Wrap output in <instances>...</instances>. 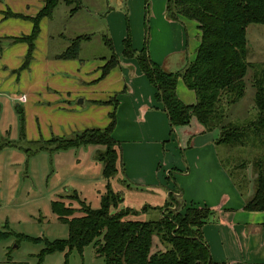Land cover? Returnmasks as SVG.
<instances>
[{"label":"rangeland","instance_id":"1","mask_svg":"<svg viewBox=\"0 0 264 264\" xmlns=\"http://www.w3.org/2000/svg\"><path fill=\"white\" fill-rule=\"evenodd\" d=\"M165 2L166 0H80L79 8L72 13L71 10L76 8V2L66 5L63 0H59L51 17L40 23V34L31 56H28L26 44L13 43L12 38L28 35L32 24L25 19L7 15L13 13L33 17L43 2L0 0V234L4 233L6 236L21 234L30 238L46 239L49 242L65 240L68 236L67 226L57 220L52 210V203L58 197L65 207L78 208L75 200L78 196L92 209L99 208L100 194L104 191V178L102 179L101 174L102 164L97 161V155L93 154L92 150L104 148L85 146L56 151L57 142L36 138L33 134L36 128L30 127L27 121L28 116L39 118L43 115L42 111H49L47 101L43 100L44 95L36 96L43 100L41 103H35L30 98L33 109L23 117V120L25 119L23 124L19 108H25L26 103H19L18 98L21 93L27 94L31 88L34 92L40 90L41 93L43 89H51V85L60 82L74 88L73 91L70 90L71 93L98 91L93 82L95 72L91 71L88 77L83 76L84 80L77 76V73L76 75L71 72L59 73V64L62 62L60 60H63L61 56L71 41L79 36L88 37V40L80 43L76 60L81 65L85 63L97 67L99 76L102 66L111 59L112 54L120 57L122 40L128 35L136 52L144 47L149 52L150 43L168 40L170 32L160 33L156 26L162 23L156 20L160 19L157 11L165 7ZM197 34L199 36V33ZM103 37L111 39L113 51L106 47ZM245 38V59L249 64L243 79L245 95L236 104L222 106L220 111L224 116L221 125L226 128L224 131L227 135L241 137L235 141L218 143L221 133L220 127H217L219 124L217 118L211 119L209 123L211 130L206 132L213 138L217 154L215 160L220 162L221 168L228 170L229 173H236L240 185L243 182L242 189H245L243 185L246 183L245 180L251 179L254 193L257 170L264 171V130L257 132L260 112L254 103L255 80L257 78L259 81L262 77L264 79V24L247 26ZM132 60L137 66L135 59ZM189 63H185L184 67ZM164 70L169 71L167 67ZM117 71L119 72V69ZM83 81L90 84H84ZM179 87L187 91L182 84ZM29 93L31 94L32 90ZM33 98L35 99L34 96ZM81 100L82 98L78 97L72 101V105L83 111L89 109V102L84 100L81 104ZM86 117L88 118H85L84 122L92 125L78 128L68 139L74 138L85 129H102L104 122L101 121L104 114L101 109ZM189 124L178 126L179 132H192L193 128ZM168 143L171 145L168 152H165L168 154L160 157L157 162L163 170L159 179L160 185L144 191L135 190L131 186L132 190L127 191L117 181L118 176L115 175L109 181L111 189L119 192L123 199L118 210L130 209L133 212L125 219L155 221L166 213L167 208L171 212L176 211L178 199L173 195V181L175 176L184 172L175 170H187V166L181 157L175 132L173 139L166 142ZM149 147L153 148L154 152V147ZM211 166L213 168V165ZM166 170L169 171V175H166L168 172L165 173ZM154 181L153 183H156ZM163 191L170 192L172 202L166 197L160 199ZM164 203L168 204L160 213L159 209ZM145 205H149L151 209L143 213ZM9 237L0 242V264H37V255L43 248V243L18 242L14 236ZM165 249L166 245L162 244L158 237H153L151 253L162 252ZM64 262L65 253L62 252L45 256L42 264ZM67 264H104V261L96 256L92 246H88L81 255L76 251L71 252L67 257Z\"/></svg>","mask_w":264,"mask_h":264},{"label":"trees","instance_id":"2","mask_svg":"<svg viewBox=\"0 0 264 264\" xmlns=\"http://www.w3.org/2000/svg\"><path fill=\"white\" fill-rule=\"evenodd\" d=\"M76 2L75 12L80 0H63L66 5ZM59 0H44L42 8L33 16L9 13L7 16L19 17L32 24L26 36L12 38L13 43L26 44L31 56L35 41L40 32V23L50 18ZM6 16V17H7ZM165 16L168 20L193 22L199 31L195 58L182 70L168 73L155 64L146 47L136 52L128 35L122 41L121 56L126 60L135 59L139 71L155 89L154 99L163 105L167 115L170 132L178 126L188 125L193 118L205 129L211 130V119L217 118L220 127L218 143L235 141L239 136L227 135L221 124L224 116L222 106L236 104L245 95L244 77L249 64L246 62V28L251 24H264V0H166ZM87 36L73 39L62 55L63 59H74L80 43ZM106 47L113 51L111 39L103 37ZM119 64L112 54L102 67L101 78ZM195 95V104L186 105L177 97L179 82ZM255 107L260 112L257 132L264 130V79L255 80ZM107 104L116 108V100ZM23 124L22 112L19 111ZM218 114V116H217ZM116 126L115 111L109 114V124L104 129H88L71 139H58L56 151H65L85 146H103L97 153V161L102 164V177L107 181L105 193L100 197L99 208L94 210L75 198L78 208L65 207L58 197L52 203L57 220L65 224L68 236L65 240L49 242L46 239L30 238L21 234L7 236L0 234V242L14 236L17 241L43 243L37 255V264H42L45 256L54 253L68 255L76 251L82 254L85 247L92 246L96 256L104 264H208L210 256L201 237V228L207 223L212 211L207 207L181 206L166 213L155 221H131L125 219L133 212L130 209L118 210L122 198L111 189L108 183L119 169V143L112 133ZM228 130V129H227ZM217 143V144H218ZM254 193L244 204L248 212L264 211V171L257 170ZM172 195H169V201ZM168 204V203H167ZM177 205V203H176ZM179 210V211H177ZM79 213V215H75ZM158 237L166 249L151 253L153 237Z\"/></svg>","mask_w":264,"mask_h":264},{"label":"crops","instance_id":"3","mask_svg":"<svg viewBox=\"0 0 264 264\" xmlns=\"http://www.w3.org/2000/svg\"><path fill=\"white\" fill-rule=\"evenodd\" d=\"M146 8L148 10L147 4ZM157 14L160 16V19H156L157 22H162L156 24L158 31L160 33L167 31L168 34L170 32V36L168 40L162 38L161 42L150 43L149 56L161 69L164 70L167 67L169 71L164 70L165 72L174 73L181 70L185 63L194 59L198 46V34L196 35V33L199 31L193 22L168 20L165 16V7L157 11ZM77 58L78 55L74 59L62 58L63 60H60L62 62L59 64V73L71 72L75 75L77 73V76L84 80L83 76L88 77L87 75L91 71L95 72L96 77L93 82L98 87V91L91 93L90 91H74L75 93H71L70 90L73 91L74 88L67 86L65 82H60L51 85V89H43L41 93L40 90L34 92L32 88L29 89V91L32 90L31 94H28L29 91L27 94L21 93V96L26 97L25 102L19 101L18 98L19 103H26L25 108H19L23 117L33 109L31 101L41 103L45 100L48 103L49 111L43 112L41 110L43 108L39 109L43 113L39 118L28 116L29 126L36 128L33 132L35 137L50 142L53 139H68L78 128L82 129L86 125H92L89 122H84V119L88 118L86 117L88 114L97 112L98 109H101L104 114L103 121H101L104 122L102 125V129H104L109 124V114L114 110L116 126L112 137L119 143L120 159L118 175L116 174L119 177L117 181L127 191L132 190V187L135 190L144 191L160 185L159 179L163 170L160 169V164L157 162L160 157L168 154L165 152H168L171 145L166 142L173 139L175 132L182 153L181 157L184 159L187 170H175L184 173L175 176L173 195L178 199L177 209L183 205L185 207L193 205L204 206L212 211L207 223L201 228L202 241L210 256L208 264H264V211L248 212L244 210L245 202L253 194L251 188L253 181L245 180L248 186L245 183L243 184L245 189H242L243 182L240 185L236 173H229L228 170L221 168L220 162L215 160L217 154L215 146H213V138L196 119H192L189 124L193 128L192 132H179L180 127L174 128L170 132L163 105L154 99L155 89L134 65L133 60H126L120 55L119 64L101 78V72L98 76L97 67L85 63L81 65L76 60ZM83 83L90 84L85 81ZM180 84L183 85V83H178L177 97L186 105L195 104L194 93L186 88L185 92L183 88L179 87ZM39 94L44 95L43 100L36 98ZM78 97L83 100H81V104L84 100L89 102V109L83 111L76 105H72V101ZM114 99L117 102L116 108L107 104L108 101ZM91 120L94 121V118L91 117ZM142 144H146V146L143 147ZM149 146L154 147V152L153 148ZM103 150L94 148L92 152L97 155ZM169 174L168 171L166 175ZM103 180L104 191L100 194L101 196L105 193L107 184V181ZM153 180L156 183H153ZM108 183L110 184V182ZM169 195L170 192L163 191L160 199L166 197L169 200ZM166 204L164 203L159 212L165 209ZM148 209L151 207L145 205L142 212L144 213Z\"/></svg>","mask_w":264,"mask_h":264},{"label":"built area","instance_id":"4","mask_svg":"<svg viewBox=\"0 0 264 264\" xmlns=\"http://www.w3.org/2000/svg\"><path fill=\"white\" fill-rule=\"evenodd\" d=\"M19 101H21V102H25V101H26L25 96H21V97L19 98Z\"/></svg>","mask_w":264,"mask_h":264}]
</instances>
